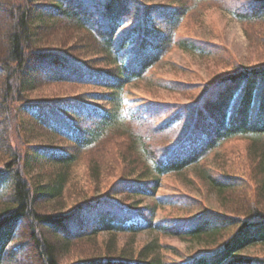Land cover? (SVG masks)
Masks as SVG:
<instances>
[{
    "label": "trees",
    "instance_id": "16d2710c",
    "mask_svg": "<svg viewBox=\"0 0 264 264\" xmlns=\"http://www.w3.org/2000/svg\"><path fill=\"white\" fill-rule=\"evenodd\" d=\"M181 3L168 10L145 0H0V264H32L31 259L40 264H264V252L250 249L264 247V63L233 66L199 99L181 106L138 104L132 117L142 122L147 113H168L154 130L173 129L177 136L179 130L181 139L158 157L153 154L154 167L138 178L123 179L119 188L113 184L106 197L69 209L64 204L77 151L121 120L126 86L168 49L174 25L188 11ZM226 4L242 21L264 20V0ZM178 43L200 48L190 39ZM63 82L105 90L32 96ZM86 97L113 107L87 103ZM238 135L250 139L248 175L197 166L222 141ZM193 165L221 203L235 202L233 212L210 208L185 219L155 220L157 206L115 198L154 193L161 175ZM145 229L204 245L177 262L163 252L172 247L157 239L143 245L134 239L118 242L117 233L134 238ZM103 233L110 234L103 250L67 258L73 246L96 243Z\"/></svg>",
    "mask_w": 264,
    "mask_h": 264
},
{
    "label": "rangeland",
    "instance_id": "374dc122",
    "mask_svg": "<svg viewBox=\"0 0 264 264\" xmlns=\"http://www.w3.org/2000/svg\"><path fill=\"white\" fill-rule=\"evenodd\" d=\"M145 1L148 4L166 6L168 10L182 5V1L188 11L174 25L173 39L161 58L141 78L126 86L120 106L121 120L97 142L77 151L78 160L72 167L70 180L63 194L67 209L88 199L106 197L113 184L119 188L123 179L138 178L143 174L149 165L146 162L148 156L142 154L141 141L164 143L165 149L172 142L176 143L181 139L179 130L178 136L173 129L164 132L154 130L157 121L159 125L168 113L152 112V116L147 113L142 116V122L132 117L138 104L159 102L181 106L192 99H199L206 86L230 72L233 66L264 63V20H240L226 4L230 0H223L225 3L219 0ZM184 39L194 40L200 48L184 49L178 43V40ZM104 90L95 85L63 82L38 89L32 96L55 98L87 95ZM84 100L103 108L113 107V103L107 100L93 97H86ZM168 140L172 142L167 143ZM61 144L74 149L67 141H62ZM249 144L250 139L244 135L224 140L202 158L197 166L208 167L215 174L225 170L229 174L244 172L248 175ZM197 166L161 175L160 186L154 193H123L117 194L115 198L124 199L126 203L138 201L140 206H157L153 215L155 220L173 221L179 217L185 219L207 213L210 208L227 214L233 212L231 208L235 202L221 203L199 175ZM235 197L241 201L246 200L240 196ZM109 235L101 234L96 243L85 242L73 246L71 252L67 253V258L75 259L103 250ZM116 236L120 244L134 239L135 245H143L157 239L161 244L172 247L163 252L166 258L177 262L201 252L200 248L204 245L152 229H145L134 238L130 233H117ZM250 249L252 253L264 252V247ZM31 262L40 264L36 259H31Z\"/></svg>",
    "mask_w": 264,
    "mask_h": 264
},
{
    "label": "clouds",
    "instance_id": "9594fccd",
    "mask_svg": "<svg viewBox=\"0 0 264 264\" xmlns=\"http://www.w3.org/2000/svg\"><path fill=\"white\" fill-rule=\"evenodd\" d=\"M161 118H163V117H161ZM157 125H158V121H157ZM171 142H172L171 140L167 141V143H171ZM165 146H166V144H164V143H155V142L145 143V142L141 141L140 147L142 149V154L148 156V159L146 162L150 167H154V164H155L153 154L158 157L162 153L163 148Z\"/></svg>",
    "mask_w": 264,
    "mask_h": 264
}]
</instances>
